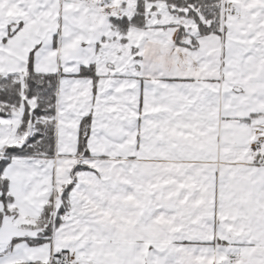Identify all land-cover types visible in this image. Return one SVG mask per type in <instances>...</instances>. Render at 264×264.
<instances>
[{
	"label": "snow or ice",
	"instance_id": "1",
	"mask_svg": "<svg viewBox=\"0 0 264 264\" xmlns=\"http://www.w3.org/2000/svg\"><path fill=\"white\" fill-rule=\"evenodd\" d=\"M0 264H264V0H0Z\"/></svg>",
	"mask_w": 264,
	"mask_h": 264
}]
</instances>
